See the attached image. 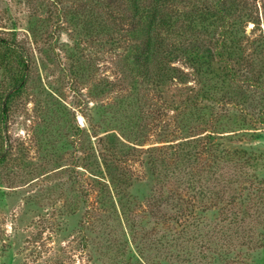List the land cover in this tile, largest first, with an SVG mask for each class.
Returning a JSON list of instances; mask_svg holds the SVG:
<instances>
[{
  "label": "trees",
  "instance_id": "1",
  "mask_svg": "<svg viewBox=\"0 0 264 264\" xmlns=\"http://www.w3.org/2000/svg\"><path fill=\"white\" fill-rule=\"evenodd\" d=\"M248 4L245 0H85L78 32L85 38L96 39L104 34L111 40L115 35L122 40L124 51L119 62L123 65L119 72L120 79L128 84L125 93L130 96L133 91L140 94V88L147 93L153 89L150 100L154 126L164 121L158 136L165 131V135L172 134V138L146 149L147 161L154 171L152 176L164 190L156 197L150 195L151 207L147 211L157 223V230L164 231L156 230L150 235L137 229L125 207L128 204L125 188L134 168L128 158L135 156V144L123 141L125 135L120 127L119 132L105 129L102 134L96 125L79 126L74 116L67 144L74 147L75 165L81 162L92 179L87 196L91 198L92 191H96L97 204L112 209L100 219L95 215L96 201L88 203L84 225L92 233L83 235L84 245H93V233L105 242L104 247L93 248L95 258L89 261L228 264L231 247L250 249V245L259 244L261 233L256 227L251 224L243 228L245 215L250 213L247 198L231 192L239 184L238 189L243 190L244 181L251 179L248 171L254 172L258 165L253 156L248 157L246 149H235L231 154L221 142V138L233 136L238 140L264 138V24ZM70 22L79 25L76 19ZM249 22L253 28L247 32ZM257 28L260 30L255 33ZM28 58L19 43L0 36V164L12 152L8 120L28 81ZM109 84L100 80L94 89L103 92L102 86L109 89ZM204 101L211 105H200ZM171 103L175 104L176 113L169 122L162 116ZM214 103L225 112L219 117H207H213L217 124L227 121L228 124L219 123L226 129L215 130L216 125H211L204 132L194 133L196 124L180 123L177 108L181 105L189 109L184 122L204 123L206 111L193 118L195 113L190 109L193 105L211 109ZM228 111H233V115ZM46 115L52 118L50 112ZM43 119L46 122L43 128H49L47 117ZM127 121L133 125L135 122V134L144 127L131 113ZM172 122L181 124L179 135L168 132ZM41 126L37 125L35 130L41 133ZM215 137L221 141L217 142ZM36 143L46 146L42 140ZM79 150L84 154L80 155ZM213 211L220 221L209 226L204 216ZM245 236L248 240L238 242V238Z\"/></svg>",
  "mask_w": 264,
  "mask_h": 264
},
{
  "label": "rangeland",
  "instance_id": "2",
  "mask_svg": "<svg viewBox=\"0 0 264 264\" xmlns=\"http://www.w3.org/2000/svg\"><path fill=\"white\" fill-rule=\"evenodd\" d=\"M245 2L264 24V0ZM84 3L85 0H0V36L15 40L29 57L28 81L24 92L14 102L8 120L12 152L0 164V264H95L89 261L93 257V248L104 247V240L100 235L95 237L94 233L92 246H85L82 240L83 235L92 233L84 225L83 215L88 203L96 201L94 207L98 210L95 215L100 219L112 209L97 204L96 191H92L91 198L87 196L92 179L81 162L75 165L74 147L68 142L69 126L73 124L74 116L79 126L91 128L96 125L102 134L105 129L118 131L120 127L125 135L123 141L135 144V156L128 158L134 168L131 181L125 188L128 201L125 207L127 212L130 211L131 222L137 224L141 232L152 235L157 230V223L147 211L151 207L150 195L156 197L164 190L161 182L152 176L154 171L147 161L149 154L146 149L154 143L165 142L167 137L172 138V134L165 135L167 131L164 130L165 134L158 136L164 121L154 126L150 100V95L155 92L153 89L147 93L140 88V94L133 91L130 96L125 93L128 84L120 79L119 72L123 65L119 62L120 53L124 51L122 40L117 39V35L111 40L104 34L96 39L85 38L78 32L83 23L78 19L84 18L81 12ZM73 19L79 22L78 26L71 24ZM252 26L253 23L249 22L247 32ZM259 30L254 31L258 33ZM100 80L108 81L111 84L109 89L105 85L102 86L103 92L94 89ZM207 103L204 101L200 105H211ZM173 105L169 104L164 111V120H173L176 113ZM197 108L193 105L190 109L195 113L192 117L206 113L204 123L184 122L183 117L189 109L182 108V105L177 108L180 123L196 124L194 133L205 131L211 125H216L215 130L216 127L226 129L219 123L228 124L227 121L217 124L213 117H207H219L225 112L221 111L223 107L219 104H212L211 109ZM49 112L52 118L46 115ZM228 112L233 115V111ZM130 113L140 125H144L138 134H135V122L133 125L127 121ZM45 116L50 123L49 128H43ZM180 123L172 122L168 132L179 135ZM37 125L42 127L39 128L41 133L35 130ZM214 139L220 140L218 137ZM221 139L222 146L229 153L235 149H246L248 157L253 156L254 163L258 165L254 172L248 171L252 181H244L243 190L238 189L240 184L236 185L231 192L247 198L250 213L245 215L243 228L251 224L256 227L261 233L259 244H253L255 248L250 245V249L240 245L231 247L232 258L228 264H264V138L238 140L233 136ZM36 140H42L46 146L40 147ZM73 207L74 212H67ZM204 218L210 222H205L209 226L213 223L218 225L220 221L215 211L206 213ZM157 231L163 233L164 229ZM248 238L237 240L246 241Z\"/></svg>",
  "mask_w": 264,
  "mask_h": 264
}]
</instances>
